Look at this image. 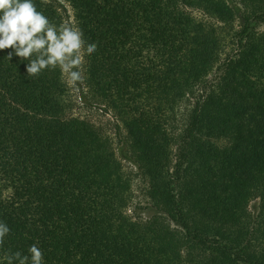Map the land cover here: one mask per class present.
I'll return each mask as SVG.
<instances>
[{
  "label": "trees",
  "instance_id": "obj_1",
  "mask_svg": "<svg viewBox=\"0 0 264 264\" xmlns=\"http://www.w3.org/2000/svg\"><path fill=\"white\" fill-rule=\"evenodd\" d=\"M65 1L97 44L88 86L120 120L119 158L152 213H127L130 180L110 140L66 117L59 69L29 78L28 61L0 50V256L36 244L44 264H264V0H244L251 12L224 58L218 30L185 9L232 29L226 0ZM33 2L64 24L57 1Z\"/></svg>",
  "mask_w": 264,
  "mask_h": 264
},
{
  "label": "clouds",
  "instance_id": "obj_2",
  "mask_svg": "<svg viewBox=\"0 0 264 264\" xmlns=\"http://www.w3.org/2000/svg\"><path fill=\"white\" fill-rule=\"evenodd\" d=\"M5 49H12L9 60L15 55L28 61L27 77L37 78L45 70L59 69L66 84L76 87L84 79V58L96 52L97 44L87 43L78 27L50 22L33 0H0V50ZM9 233V227L0 222V247ZM28 253L5 252L0 264H44V254L36 244Z\"/></svg>",
  "mask_w": 264,
  "mask_h": 264
},
{
  "label": "rangeland",
  "instance_id": "obj_3",
  "mask_svg": "<svg viewBox=\"0 0 264 264\" xmlns=\"http://www.w3.org/2000/svg\"><path fill=\"white\" fill-rule=\"evenodd\" d=\"M57 1L63 10H58L61 17L63 18V23L72 27H77L76 21L73 16V10L69 3L65 0H55ZM231 6L235 8L236 17L233 28L226 26L214 17L206 15L202 10L198 9H185L187 13L193 16L200 22L214 26L218 32L221 34L225 43V50L222 57L228 56L234 52L237 47L235 43V33L238 31L239 26L243 24V17L247 13L251 12V6L244 0H226ZM53 2V1H52ZM58 7V6H57ZM60 9V8H59ZM260 31H264V27L260 28ZM86 61L84 58V63L82 66L83 81L78 83L76 87L69 86L66 84V77H63V81L67 88L66 94V105H67V118H77L86 121L94 126L99 135L110 140L111 147L113 148L115 157L120 161L123 172L127 175L131 183V196L132 200L129 203L127 213L133 217H139L142 219H147L150 216L151 210L148 209V199L146 196V183L136 174V168L133 164L128 161L119 158L118 146H120V137L125 135L120 120L107 104L96 97L91 88L88 86L87 75L85 72ZM210 78V77H209ZM193 99L189 102L183 103L177 115L176 127L181 129L184 121L187 119V113H189V104H191ZM118 127V128H117ZM120 131V132H119ZM218 148L225 150L231 147V142L229 137L225 138L219 137L216 140ZM252 207L258 206V201H251Z\"/></svg>",
  "mask_w": 264,
  "mask_h": 264
}]
</instances>
